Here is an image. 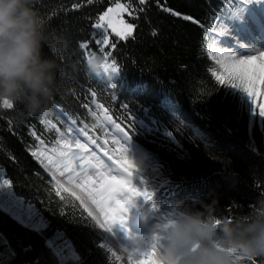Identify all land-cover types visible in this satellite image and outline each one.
I'll use <instances>...</instances> for the list:
<instances>
[{"label":"trees","instance_id":"obj_1","mask_svg":"<svg viewBox=\"0 0 264 264\" xmlns=\"http://www.w3.org/2000/svg\"><path fill=\"white\" fill-rule=\"evenodd\" d=\"M118 2L132 12L125 11L124 20L134 25L133 34L127 39L112 34L107 45L98 46L95 24ZM239 3L38 0L36 7L67 42L53 54L61 63L66 61L75 91L66 99L57 96L51 113L43 117L29 116L19 106L9 110L0 105V168L14 192L36 206L46 222L36 230L0 207V260L61 264L54 246L68 243L79 260L64 259L63 264H124L107 251V233L79 201L64 192L65 200L56 195L53 174L40 162L72 136L68 129L73 121L108 150L114 140L124 143L115 124L132 138L126 145L128 159L138 169L134 176L144 177L143 183H133L153 195L135 197L126 205L130 212L123 222L131 239L161 233L179 197H190L197 207L201 199L218 197L226 218L264 213V121L242 109L239 96L212 75L220 71L213 54L219 25L229 21L227 13ZM100 47L111 54L109 62L117 61L118 72L98 75L88 70V57L103 55ZM134 146L147 155H135ZM249 264H264V257Z\"/></svg>","mask_w":264,"mask_h":264},{"label":"clouds","instance_id":"obj_2","mask_svg":"<svg viewBox=\"0 0 264 264\" xmlns=\"http://www.w3.org/2000/svg\"><path fill=\"white\" fill-rule=\"evenodd\" d=\"M38 0H0V105L19 106L29 116H47L56 97L73 94V76L54 55L67 47L36 7ZM48 49L46 52L45 49ZM106 58L93 55L88 70L107 73ZM161 237L162 264H249L264 257V213L228 219L218 197L172 202Z\"/></svg>","mask_w":264,"mask_h":264},{"label":"snow or ice","instance_id":"obj_3","mask_svg":"<svg viewBox=\"0 0 264 264\" xmlns=\"http://www.w3.org/2000/svg\"><path fill=\"white\" fill-rule=\"evenodd\" d=\"M140 4H144L145 0H139ZM264 4V0H240L239 5H232V8L227 13L229 21L235 22L237 29L242 34H249L250 30L255 31L256 13L249 9V5ZM79 7L80 5H75ZM167 10V9H166ZM120 11H126L129 15L132 12L129 11L124 5L117 4L116 8H109L103 15L99 17V21H105L107 24L96 23L95 28L101 30L95 35V44L98 46H104L109 43L107 36V29L111 28L115 32L116 36L121 39H127L132 35L134 25H123L120 22L118 26L113 22L111 14H119ZM248 12V17L245 13ZM264 12V9H261ZM185 19H191V17H184ZM264 20V17H262ZM199 23V22H197ZM220 31L218 35H227L229 28L227 24L219 25ZM260 32L264 33V22L260 23ZM155 35V33H153ZM87 47V45H82ZM114 47V45H113ZM242 51L238 52H223L221 53V59L217 60L219 65V72H212L215 80L221 84L226 85L228 89L232 90V95L239 96V103L241 108H245L248 114L252 117H259L261 121H264V44L260 48H248L246 45H240ZM99 51L106 58L107 63L105 67L108 70L118 72L120 69L117 66L116 60L107 59L110 53H105L103 47H100ZM260 93L259 99L257 93ZM95 95V93H93ZM3 109H13L14 105L4 101L2 103ZM111 122V118L108 117ZM115 127L123 134L121 139L124 141L120 144L119 141L114 140L112 143L114 147L111 150L105 149L97 144L96 140L88 137L96 148L100 149L103 156L109 161L113 162L117 167L115 168V175L112 174L113 169L105 164L103 159H99L95 151H90L88 143H81L80 140L83 137H87L88 133L85 127H75V121L73 126L69 127L68 133L72 135L71 141H65L63 147L57 150H53V156H46L44 159H40V156L34 151L33 156L40 159L41 164H44L45 168L49 171H53V179L55 180V192L61 200H65V196L61 195V192L67 193L68 197L72 200L79 201L80 206H83L87 211L88 216L91 217L95 225L100 229H103L105 233H111L113 226L117 222H123L126 211V205L134 200L135 197L143 196L145 199H152V193L144 190L141 191L137 188L133 181L138 180L144 182L143 176H134V173H138V169L128 159L127 153L129 148L126 145H130L131 136L121 128L119 124H115ZM179 131V129H177ZM165 135L172 137L171 132H165ZM39 139V137H37ZM174 140L175 138L172 137ZM43 143V142H41ZM108 141H105L107 144ZM73 144L75 148H73ZM116 145H119L116 147ZM136 147L135 155L144 157L147 154ZM87 154V155H86ZM44 155L43 153L40 154ZM45 160L47 161L45 163ZM60 177H65L67 186L62 183L61 180L55 179L56 174ZM164 183L169 182L164 179ZM10 189L11 183L9 180L4 179L0 182V189ZM0 195H7L9 199L14 203H20L14 197L11 191L6 193H0ZM177 195L179 193L177 192ZM63 214V212H62ZM36 213L29 208L27 212L28 220L31 221ZM169 213L165 216L166 223L162 226V231L167 227ZM20 218L19 216L17 217ZM228 219H234L228 217ZM24 223V220H21ZM32 227H43L44 222L40 220L38 224H29ZM103 248L104 245H101ZM161 247V237L157 234L151 245L147 248H132L120 246V249L127 253L128 264H162L159 256V249ZM64 246L58 249L61 254V264L66 257L63 256ZM111 256L115 260L119 261L120 257L116 255V252L111 247L107 249ZM14 256V253H11ZM71 256L74 260H79V256L72 251ZM251 262V261H250ZM0 264H6V261L0 260Z\"/></svg>","mask_w":264,"mask_h":264},{"label":"rangeland","instance_id":"obj_4","mask_svg":"<svg viewBox=\"0 0 264 264\" xmlns=\"http://www.w3.org/2000/svg\"><path fill=\"white\" fill-rule=\"evenodd\" d=\"M117 4L124 5L122 2H118L111 8L115 9ZM248 7H249L250 10H252L254 12H258L261 8L263 9L264 4H254V5H249ZM124 13H125V11H120L119 14H111L113 22L116 23L118 26L120 25V22H123V25H128L129 24V23L125 22V20H124ZM248 15H249V13L246 12L245 16L248 17ZM107 22L108 21L106 19L105 21H100L99 23H104L106 25ZM224 24L228 25L229 32H228L227 35H223V36L218 35V34L216 35V43H215L214 52H213L214 57H215L216 60L221 59V53H223V52L231 53V52H238V50L242 51V49H240V45H246L248 48H253V47L260 48L262 46V44H264V36H260V37L258 36L261 33L258 34V35L254 34L253 36L255 38H253L251 36V37H249L247 39V38H245V34H242V33H241V35L239 34L240 32L238 31L235 22L226 21ZM100 31L101 30L96 29V33H99ZM133 31H134V28H133ZM133 31H132V34H133ZM250 33H251V30H250L249 34ZM106 34L108 36V41L109 42H110V39H111V35L112 34L116 35L115 32H113L111 28L107 29V33ZM249 34H247V35H249ZM261 37H262V39H261ZM243 39L247 40V42L243 41ZM90 57L91 56L88 57V60H89ZM257 95H258V99H259L260 93L258 92ZM103 116H105V119L107 121L109 120L108 116L106 114L103 115ZM88 137L89 136L83 137L80 140V142L81 143L87 142L88 146H89V150L90 151L94 150L96 156L99 159H103L105 164H108L113 169L112 174L115 175L116 174L115 173V168L117 166L113 162H109L103 156V153L100 151V149L96 148V145H93L91 143V141L88 139ZM71 140H72V136H69V137L66 138V141H71ZM64 142L62 143V147H63ZM73 148H75L74 144H73ZM46 156H53V158H55L54 155H53V151H51L49 153H46L44 155V158ZM46 162L47 161L45 160V163ZM53 171H50V172L53 174ZM55 178L61 180V182L65 183V185L67 186V182H66V178L65 177H60L59 174L57 173ZM4 179L9 180V178L4 174V170L2 168H0V182H2V180H4ZM7 191H11L14 194V197L16 198V200L19 201L20 203L12 202L7 195H0V207L4 211H6L9 214H11L19 222H21V220H24L25 222L24 223L21 222V223L26 225V226H29L30 223L31 224H38L40 220H43L44 225L46 226V222L44 221L42 215L39 213V211L36 208V206H34L33 204L27 202L23 197L17 195L14 192V189H13L12 185H11L10 189H8L7 187L5 189H0V193H6ZM29 208H31V210L36 213V215L34 217H32L30 222H29L28 216H27V212H28ZM126 208H127V206H126ZM126 212H130L128 208H127ZM18 216L20 217L19 219L17 218ZM45 226L39 227V228L32 227V226H29V227H31L33 229H36V230H41ZM154 237L155 236H148V237L139 236L137 239H131L127 235V233L125 232V224H124V222H117L113 226L112 232L111 233H107L105 244L108 247H111L112 250L116 252V255L120 257V259L123 261L124 264H128V255H127V253H125L124 251H122L120 249V246L127 247L129 249L137 248V247L147 248L153 242ZM48 243L50 245H54L52 240H48ZM62 246H64L63 256L66 257V259L72 258L71 252L74 251V249L68 243L62 244ZM58 249H59V247L54 246V250L57 252V254H59L61 256L60 252H58Z\"/></svg>","mask_w":264,"mask_h":264},{"label":"bare ground","instance_id":"obj_5","mask_svg":"<svg viewBox=\"0 0 264 264\" xmlns=\"http://www.w3.org/2000/svg\"><path fill=\"white\" fill-rule=\"evenodd\" d=\"M262 9V8H261ZM261 9L258 11V12H255L256 13V20L254 21V23L256 24V29H255V31H252L251 30V33L249 34V35H245V38H249V37H253V38H255L253 35L254 34H260L261 32H260V23H262V22H264V20H262V17H264V12H261ZM263 9H264V7H263ZM252 11V10H251ZM252 12H254V11H252ZM240 35H241V33H239ZM237 35V34H236ZM259 37L260 36H264V33H261L260 35H258ZM261 39H262V37H261ZM259 40V39H258ZM243 41H246L247 42V40H245V39H243Z\"/></svg>","mask_w":264,"mask_h":264}]
</instances>
